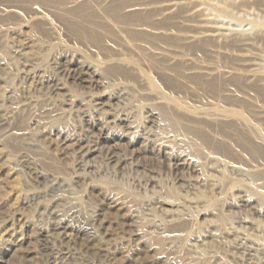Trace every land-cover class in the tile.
Returning <instances> with one entry per match:
<instances>
[{
    "label": "rangeland",
    "instance_id": "obj_1",
    "mask_svg": "<svg viewBox=\"0 0 264 264\" xmlns=\"http://www.w3.org/2000/svg\"><path fill=\"white\" fill-rule=\"evenodd\" d=\"M60 1L0 0V264H264L236 232L250 220L264 245L261 156L233 118L202 116L264 107V81L198 69H248L238 43H188L198 19L134 5L151 0ZM199 8L218 24L264 26V0ZM105 11L129 17L130 47L106 30ZM250 48L264 58V41ZM81 65L99 70L95 87L58 74ZM97 107L105 114L92 119Z\"/></svg>",
    "mask_w": 264,
    "mask_h": 264
},
{
    "label": "bare ground",
    "instance_id": "obj_2",
    "mask_svg": "<svg viewBox=\"0 0 264 264\" xmlns=\"http://www.w3.org/2000/svg\"><path fill=\"white\" fill-rule=\"evenodd\" d=\"M54 1H56V0H54ZM91 1H95V0H61L60 2H58V9H64V10L65 9H83V8L88 7ZM102 1L103 2H97L98 5H105L106 3H112L115 0H102ZM205 1L206 0H151L148 3H140V4L138 3V4H134V5L138 6L137 9L143 8V7L148 8V6L151 5V7L154 8V10L160 11L163 14L171 15V14H176V13L182 12L184 14V16L187 18H197L199 21L198 22L199 24L194 26L193 30L190 31L189 34L184 35V37H183V39L186 40V42H188V43H199V42H208L209 41V42L213 43L218 48H221V47L225 48L226 45H228V43L231 41L238 43V45L240 46L239 51H241V53L238 54V59H239L240 63H242L241 65L248 66L249 67L248 69L237 68L236 70H232V69L224 70V69H220L216 65L199 66L198 69L200 70V72H202V74L204 76H208V78L218 76V77H221L224 79H230L232 77H237L240 81H243L246 83L264 81V72L261 70L264 67V62H263L264 58H262L261 54H258V53L254 54V53H251L249 51L250 47L254 48L256 46V44H259L262 41H264V26H262V24H261V26L259 25V26H256L255 28H247V29L240 28L239 29V28L233 26L232 24H227V23L226 24L225 23L218 24L217 23L218 21L216 22L210 18L203 17V15L200 13L199 6L202 3H204ZM27 2H29V1H27ZM210 2H212V1H210ZM32 3H34L35 5H39V3H41V0H32ZM134 5L126 4L122 8H120L119 10L126 8V7H132ZM59 7H61V8H59ZM40 8L47 10L46 7L40 6ZM103 13H105V14H103ZM103 13H102V17L105 19V21L108 24V25H104V27L106 28L107 26H109L106 28V30L107 29L110 30V32L113 33L116 36V38H119L123 43L122 46L130 47L131 45H130L129 41L127 40V37L130 36L129 31H128V28L125 27V25L128 24V22L130 21L129 17H125V16L124 17H116L112 13H109L107 11H105ZM92 14H94V13H92ZM160 15H162V14H160ZM44 16H45V12L40 11L37 13L38 18H43ZM88 17H93V15L90 14ZM250 27H252V26H250ZM170 34L175 35V33H170ZM180 35L181 34H179V36ZM169 60H170V62H173L175 59L171 58ZM63 62L65 63V61H63ZM64 63H63V65H64ZM54 67H56V66L54 65ZM58 69H59L58 74L61 77L66 76L68 78H75L81 84L85 83V84L89 85L90 87H93V86L95 87L96 80H97L96 76L99 75V70L95 69L91 65H83V66L81 65L80 68H70V67L68 68V66L67 67L61 66ZM54 71H55V69H54ZM41 75L42 74H40V76ZM43 86H44V84H43ZM56 86H58V85L56 84ZM238 87L235 86V89H233V91H239L240 94H243L244 98H246L245 96H248L249 93H244V91L242 89H239ZM94 112L96 113V115H93L92 119L96 118V116H99V117L104 116V114H105L104 112H101V109L99 107L95 108ZM202 116H204V118H206V119L211 118L212 121L213 120L224 121V120H227L229 118H231V119L233 118L235 120L236 124L238 125L236 131L240 135H242V137L248 142L246 144H248L249 147H248V149L245 148V151L249 155H251L252 157L254 155L258 157L260 155L261 156L260 160L262 161L260 163H262L261 165H264V107L263 106H257V107H255V109L249 110L248 108H245L244 104H242V102H241V104L235 106V108H231V107L226 108V109L224 108L221 111V113H217V114L211 115V116L208 115L210 117H208L207 115H202ZM90 123H91V121H90ZM93 141L94 140H92L91 142H93ZM85 151H87V150H84V152ZM262 167H264V166H262ZM48 208L49 207H47V209ZM44 210H46V208ZM239 223H241V225L244 226L246 230L242 231L240 228L239 230H241V232L236 231L237 232V239H238L237 240L238 249L243 250L246 254L252 253V252H253V254H257L262 250L264 251V245H262V244L257 245L255 243H252V241H253L252 240L253 239L252 234L247 232L248 228H252L254 222H252L250 220H246V219L244 220L243 219ZM54 228H55V232L59 233L58 235H60V237H63L64 239H70V238L72 239V236L74 234L73 231L67 232L61 223L56 224ZM66 228H67V226H66ZM126 237H127V234H126ZM127 238H129V237H127ZM64 239H63V241H64ZM253 254H252V256H253ZM56 260H57V257H56L55 261Z\"/></svg>",
    "mask_w": 264,
    "mask_h": 264
}]
</instances>
